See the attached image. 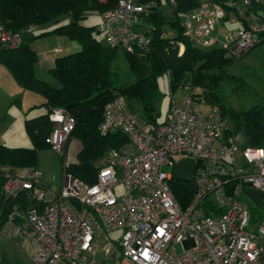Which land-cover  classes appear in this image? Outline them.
<instances>
[{"label":"built area","instance_id":"1","mask_svg":"<svg viewBox=\"0 0 264 264\" xmlns=\"http://www.w3.org/2000/svg\"><path fill=\"white\" fill-rule=\"evenodd\" d=\"M158 6H175V0L145 5L119 0L102 16L108 45L129 54L148 51L151 39L143 18ZM179 17L195 45L221 47L233 60L245 56L264 34V0H228ZM225 21H239L242 27L229 32L227 40ZM38 29L32 25L12 32L0 23V43L20 48L24 35ZM203 105L209 106L194 96L182 107L173 101L165 122L153 128L123 97L108 103L100 130L122 131L128 144L111 153L94 185L66 171L61 187L42 183L38 169L3 174L2 195L12 204L0 211V241L24 249L30 264H264V215L256 220L241 200L248 190L259 191L263 197L255 204L262 205L264 148L228 134L219 109L204 113ZM50 119L52 150L65 166L75 164L67 155L75 118L57 108ZM185 159L196 162V192L182 208L172 182Z\"/></svg>","mask_w":264,"mask_h":264},{"label":"trees","instance_id":"2","mask_svg":"<svg viewBox=\"0 0 264 264\" xmlns=\"http://www.w3.org/2000/svg\"><path fill=\"white\" fill-rule=\"evenodd\" d=\"M135 1L138 5H145L160 0ZM118 2L0 0V23L8 30L20 32L32 25L39 28L24 35L20 48L11 49L0 43V65L9 71L14 81L25 91L43 97L44 104L33 109L44 107L46 110L38 117L27 119L25 123L30 147L0 144V211L9 210L12 204L2 195L4 170L21 167L37 170L41 153L52 150L48 139L54 128L50 119L54 109H63L75 118L76 127L71 139L81 143L77 163L65 166L63 160V171L88 185H94L101 169L100 163L104 166L112 152L129 142L128 136L122 131L109 134L101 132L105 106L123 97L133 112L134 104L142 105L145 114L143 120L153 128L162 125L165 121L158 122L156 100L161 94L159 79L165 75L169 78L172 93L180 87L193 88L197 91L192 93L196 100L219 109L221 118L229 124L228 134L242 135L245 145L264 148V107L236 109L229 105L223 93L226 85H232L239 79L228 70L239 60L228 58L226 51L218 46L207 49L199 47L184 34L179 14L199 6V0H175V6H158L148 16H144V33L151 39V45L148 51L138 54H129L121 48L109 46L101 27L82 24L92 15L102 16ZM48 35L66 37L82 46L80 52L58 57L55 67L49 70V74L61 85L59 87L43 81L36 74L40 56L32 43ZM259 39L264 44V34ZM181 46H184L182 54ZM120 54L129 64V83L120 79ZM238 87L244 90L241 85L235 88ZM172 190L182 208L190 204L196 192L193 182L177 179L172 182ZM0 258V264H13L4 253L0 252ZM26 264H30L29 261Z\"/></svg>","mask_w":264,"mask_h":264},{"label":"rangeland","instance_id":"3","mask_svg":"<svg viewBox=\"0 0 264 264\" xmlns=\"http://www.w3.org/2000/svg\"><path fill=\"white\" fill-rule=\"evenodd\" d=\"M228 0H213L210 2H205L204 0H199L200 5L192 9L185 10L181 13H193L200 10L201 8L209 5H221L222 3L227 2ZM233 2H238L239 0H231ZM82 24L88 27L92 26H102V17L98 14L90 16L88 19L83 20ZM241 22L237 21L236 24H231L230 21H225L222 26V36L225 40L229 38V32H235L241 29ZM60 39L62 42H65V46L60 43L59 46L56 43V40ZM103 39V36H101ZM258 42L245 56L241 57L239 61L235 64L228 67L229 72L232 75L237 76L239 79L236 83L232 85H226L223 88V93L228 100L230 106L236 109H248L254 106L264 107V44ZM32 47L39 52L40 57L44 56L46 52H49L56 47L62 48V54L58 57L64 55H70L76 52H80L82 46L73 40H70L66 37H59L57 35H48L46 37L36 39L32 43ZM119 75L120 79L124 83H129L130 78V69L129 64L125 57L120 54L119 56ZM47 66L44 63H38L36 65L37 76L51 84L54 87L61 86L59 82L54 79L48 72ZM51 69V68H48ZM237 85H241L242 88H235ZM160 87V97L156 100L158 107V122H164L170 112L173 101L177 107H182L184 101L190 98L193 92V88L179 89L172 93L169 78L167 75L159 79ZM17 99L20 102H17ZM44 99L42 96L25 91L20 87L13 79L9 71L2 65H0V144L7 147H30L31 142L28 138V135L25 131L24 123L27 119L35 118L44 114L46 110L44 107L39 109H30V105L35 103H42ZM212 106L203 105V112L209 113ZM39 112V110H41ZM132 109L141 119L144 117V110L141 104H134ZM244 142L245 137L240 136ZM245 145V142L243 143ZM80 142L77 139H72L70 152L67 150V155L76 160L77 150L80 147ZM63 158L56 154L54 151H46L40 155V164L38 171L42 174L40 181L44 184L54 182V185L61 187L64 181V171L63 167ZM77 163V162H76ZM75 163V164H76ZM102 168L103 163H100ZM26 168H7L4 170V173H17L20 170ZM251 191V190H250ZM119 192V190H117ZM242 202H244L251 211L253 218L260 220L262 217L260 215L264 214V200L262 205L255 204L246 194L241 197ZM261 217V218H259ZM119 233L112 235V239H115ZM177 253H182V247L180 245L175 246ZM0 252L4 253L13 264H26L28 262L26 253L24 249L19 247L16 243L5 240L0 243Z\"/></svg>","mask_w":264,"mask_h":264},{"label":"water","instance_id":"4","mask_svg":"<svg viewBox=\"0 0 264 264\" xmlns=\"http://www.w3.org/2000/svg\"><path fill=\"white\" fill-rule=\"evenodd\" d=\"M138 33L141 30L137 31ZM196 162L193 159H185L179 162L175 168V179L184 181V182H193L194 180V172H195ZM247 196L254 202H260L261 198L263 197L262 192L259 191H247Z\"/></svg>","mask_w":264,"mask_h":264},{"label":"crops","instance_id":"5","mask_svg":"<svg viewBox=\"0 0 264 264\" xmlns=\"http://www.w3.org/2000/svg\"><path fill=\"white\" fill-rule=\"evenodd\" d=\"M56 43L59 45V46H61L60 45V43L62 44V45H64L65 44V42L63 41H61L60 39H58V40H56ZM66 45V44H65ZM64 45V46H65ZM56 48H58V47H56ZM55 48V49H56ZM34 49V48H33ZM55 49H53V50H51V51H49V52H46L45 54H44V56H42V57H40L39 58V62L38 63H44V64H46L47 66H49V67H47V70H48V72H49V70L50 69H48V68H54L55 67V63H56V59H57V56L58 55H54V53H53V51L55 50ZM60 49H62L61 47H60ZM36 52H38L36 49H34ZM62 53H63V49H62ZM38 54H39V52H38ZM40 56V55H39ZM37 63V64H38ZM37 74V73H36ZM17 102H20V100L19 99H17ZM44 104V102H42V103H35L34 105H30V109H33L34 107H37V106H42ZM36 109H38V108H36ZM40 111H42V110H39V112ZM27 121V120H26ZM26 121H25V123H26ZM25 123H24V127H25ZM71 142H72V139L69 141V143H68V145H67V150H68V152H70L69 150H70V146H71ZM81 144V143H80ZM81 150V145H80V147H79V149L77 150V155H78V153H79V151ZM71 156H73V157H77L75 154L74 155H71ZM47 185H54L53 183H50V184H47Z\"/></svg>","mask_w":264,"mask_h":264},{"label":"clouds","instance_id":"6","mask_svg":"<svg viewBox=\"0 0 264 264\" xmlns=\"http://www.w3.org/2000/svg\"><path fill=\"white\" fill-rule=\"evenodd\" d=\"M117 4H118V3H117ZM146 4H147V3H146ZM116 6H117V5H116ZM116 6H114L113 8H115ZM113 8H112V9H113ZM163 8H164V7H163ZM109 10H111V9H109ZM107 11H108V10H107ZM105 12H106V11H105ZM105 12H104V13H105ZM104 13H103V14H104ZM103 14H102V16H103ZM102 16H101V17H102ZM180 20H181V19H180ZM181 23H182V21H181ZM102 25H103V20H102ZM101 29H102V26H101ZM40 32H41V31H40ZM182 47H184V46H181V48H182ZM56 49H60V48H56ZM60 50H61V52H62V49H60ZM61 52H60V53H61ZM183 52H184V50H183ZM53 53H54V54H60V53H55L54 51H53ZM186 87H187V88H191V87H189V86H186ZM186 87H180V89H187ZM191 96H192V95H191ZM191 96H190V97H191ZM70 140H71V139H70ZM3 146H4V145H3ZM63 159H64V158H63ZM76 162H77V157H76ZM76 162H75V163H76ZM52 183L54 184L53 180H52ZM45 185H47V184H45ZM51 186H52V185H51Z\"/></svg>","mask_w":264,"mask_h":264}]
</instances>
